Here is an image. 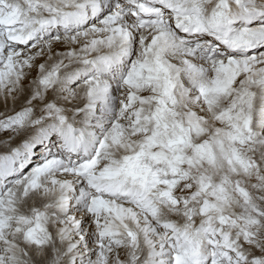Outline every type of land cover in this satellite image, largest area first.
I'll list each match as a JSON object with an SVG mask.
<instances>
[{
  "label": "snow or ice",
  "instance_id": "1",
  "mask_svg": "<svg viewBox=\"0 0 264 264\" xmlns=\"http://www.w3.org/2000/svg\"><path fill=\"white\" fill-rule=\"evenodd\" d=\"M0 136V264H264V0H0Z\"/></svg>",
  "mask_w": 264,
  "mask_h": 264
},
{
  "label": "rangeland",
  "instance_id": "2",
  "mask_svg": "<svg viewBox=\"0 0 264 264\" xmlns=\"http://www.w3.org/2000/svg\"><path fill=\"white\" fill-rule=\"evenodd\" d=\"M19 141H16V142H14V143H18ZM0 150H2V149H0Z\"/></svg>",
  "mask_w": 264,
  "mask_h": 264
},
{
  "label": "bare ground",
  "instance_id": "3",
  "mask_svg": "<svg viewBox=\"0 0 264 264\" xmlns=\"http://www.w3.org/2000/svg\"><path fill=\"white\" fill-rule=\"evenodd\" d=\"M0 139H3V137H2V136H0Z\"/></svg>",
  "mask_w": 264,
  "mask_h": 264
}]
</instances>
